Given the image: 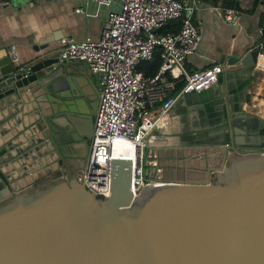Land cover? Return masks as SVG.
Returning a JSON list of instances; mask_svg holds the SVG:
<instances>
[{"label":"water","instance_id":"95a60500","mask_svg":"<svg viewBox=\"0 0 264 264\" xmlns=\"http://www.w3.org/2000/svg\"><path fill=\"white\" fill-rule=\"evenodd\" d=\"M228 59L249 77L257 51ZM226 86L177 97L176 141L143 151L161 183L132 199L131 142L114 136L104 196L75 174L99 93L84 62L0 47V264H264V120Z\"/></svg>","mask_w":264,"mask_h":264},{"label":"built area","instance_id":"2783aa9c","mask_svg":"<svg viewBox=\"0 0 264 264\" xmlns=\"http://www.w3.org/2000/svg\"><path fill=\"white\" fill-rule=\"evenodd\" d=\"M10 0H0V6ZM93 2L94 15L98 8H106L104 24L96 38L62 36L54 55L62 61H82L99 74L98 99L93 116L89 150L76 176L93 192L104 196L110 193L109 155L111 139L116 136L131 142L130 198L137 196L144 185L161 183L146 174L144 146L156 135L155 125L166 123L167 114L179 95L210 87L218 75L236 63L225 58L202 68L186 70L185 58L197 46L198 26L191 15L199 0H84ZM239 1V0H238ZM264 9V0H261ZM216 9V7H214ZM80 11L79 6L74 7ZM222 19L235 21L237 10L221 9ZM180 18L176 30L158 33L156 30L171 18ZM260 41L255 43L258 56L264 57V25L258 27ZM155 48L159 50V64L151 75L135 68L141 60L149 59ZM9 59L18 62L13 44L6 47ZM263 63V64H262ZM255 67L262 68L264 59ZM175 70V71H173ZM180 81L172 94L167 88L172 80H164L165 73ZM156 105L154 112L152 108Z\"/></svg>","mask_w":264,"mask_h":264},{"label":"crops","instance_id":"0c3cea01","mask_svg":"<svg viewBox=\"0 0 264 264\" xmlns=\"http://www.w3.org/2000/svg\"><path fill=\"white\" fill-rule=\"evenodd\" d=\"M236 1L237 6L233 8L237 10V16L232 23L222 19L221 9L225 6L219 2L214 3L210 0L197 2L191 21L198 26L199 39L195 51L183 62L186 70L202 68L231 55H242L260 41L258 27L264 25V9L261 0ZM75 6H79L81 10L75 11ZM94 10V3L84 0H10L7 4L0 6V47L13 44L18 62L25 64L40 55H53L60 45L59 38L62 36L77 38L98 36L104 24L106 8L99 7L94 15L87 13ZM256 60L258 64L263 61L260 56ZM85 67L88 68L86 64ZM249 70L250 75L247 77L244 68L237 62L226 67L221 72L225 76L224 83L212 84L206 97L217 98L219 92L228 85L229 90L232 91L229 96L231 103L239 104L238 98L242 95L241 108L264 120V66L251 67ZM88 75L98 88L99 74L88 68ZM164 80L173 81L167 88L169 94L179 88L175 86L180 81L172 79L170 73H165ZM245 82H247L245 93L240 94L238 89L244 87ZM203 94L205 96V93ZM178 99L169 110L166 123L155 125L153 132L156 137L152 143L176 141L180 127L179 115L186 106L184 102H180L181 105L177 104ZM152 109L155 112L156 105Z\"/></svg>","mask_w":264,"mask_h":264},{"label":"trees","instance_id":"16d2710c","mask_svg":"<svg viewBox=\"0 0 264 264\" xmlns=\"http://www.w3.org/2000/svg\"><path fill=\"white\" fill-rule=\"evenodd\" d=\"M211 2H219L222 6L225 7H235L237 6V1L236 0H210ZM180 23V18H171L167 21L164 22L162 26H160L156 31L158 33H164L167 31H172L176 30L178 28V25ZM160 56H159V50L158 48H155L154 51L152 52V55L149 59L146 60H141L139 61L135 68L139 71H141L144 75H151L153 74L159 64ZM178 82L175 86V88H178L180 85Z\"/></svg>","mask_w":264,"mask_h":264},{"label":"flooded vegetation","instance_id":"af4514ba","mask_svg":"<svg viewBox=\"0 0 264 264\" xmlns=\"http://www.w3.org/2000/svg\"><path fill=\"white\" fill-rule=\"evenodd\" d=\"M260 135H261V133H259V134H257L254 138H255V140H258L259 139V137H260ZM262 152H264V148L262 149ZM158 180V179H157ZM160 181V180H159Z\"/></svg>","mask_w":264,"mask_h":264},{"label":"bare ground","instance_id":"6f19581e","mask_svg":"<svg viewBox=\"0 0 264 264\" xmlns=\"http://www.w3.org/2000/svg\"><path fill=\"white\" fill-rule=\"evenodd\" d=\"M260 59H261V60H263V59H264V57H263V56H260Z\"/></svg>","mask_w":264,"mask_h":264},{"label":"rangeland","instance_id":"374dc122","mask_svg":"<svg viewBox=\"0 0 264 264\" xmlns=\"http://www.w3.org/2000/svg\"><path fill=\"white\" fill-rule=\"evenodd\" d=\"M145 146H146V145H145ZM145 146H144V147H145Z\"/></svg>","mask_w":264,"mask_h":264}]
</instances>
